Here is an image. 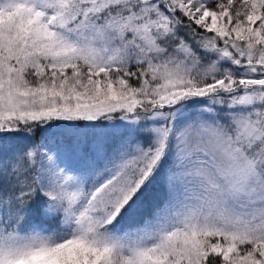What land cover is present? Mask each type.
<instances>
[{
	"label": "snow or ice",
	"instance_id": "6c2138e0",
	"mask_svg": "<svg viewBox=\"0 0 264 264\" xmlns=\"http://www.w3.org/2000/svg\"><path fill=\"white\" fill-rule=\"evenodd\" d=\"M0 264H264V0H0Z\"/></svg>",
	"mask_w": 264,
	"mask_h": 264
}]
</instances>
